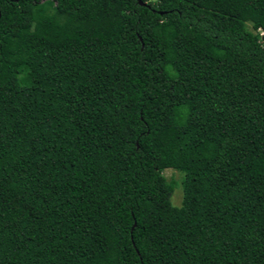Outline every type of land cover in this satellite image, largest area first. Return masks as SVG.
<instances>
[{"label": "trees", "instance_id": "1", "mask_svg": "<svg viewBox=\"0 0 264 264\" xmlns=\"http://www.w3.org/2000/svg\"><path fill=\"white\" fill-rule=\"evenodd\" d=\"M140 1L0 0V264H264V0Z\"/></svg>", "mask_w": 264, "mask_h": 264}, {"label": "rangeland", "instance_id": "2", "mask_svg": "<svg viewBox=\"0 0 264 264\" xmlns=\"http://www.w3.org/2000/svg\"><path fill=\"white\" fill-rule=\"evenodd\" d=\"M246 27L250 29V25L247 23ZM259 37L260 41L264 43V39L260 36L262 31L260 29L255 30ZM160 174L164 177L166 181H170L173 183V189L172 193L170 195V203L172 205H179L180 203V198H181V178H182V173L179 171L172 169V168H164L160 171Z\"/></svg>", "mask_w": 264, "mask_h": 264}, {"label": "water", "instance_id": "3", "mask_svg": "<svg viewBox=\"0 0 264 264\" xmlns=\"http://www.w3.org/2000/svg\"><path fill=\"white\" fill-rule=\"evenodd\" d=\"M136 2L139 4H143V2H141L140 0H136Z\"/></svg>", "mask_w": 264, "mask_h": 264}]
</instances>
